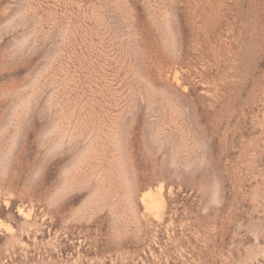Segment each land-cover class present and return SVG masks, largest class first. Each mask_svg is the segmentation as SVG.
<instances>
[{
    "label": "rangeland",
    "instance_id": "1",
    "mask_svg": "<svg viewBox=\"0 0 264 264\" xmlns=\"http://www.w3.org/2000/svg\"><path fill=\"white\" fill-rule=\"evenodd\" d=\"M0 264H264V0H0Z\"/></svg>",
    "mask_w": 264,
    "mask_h": 264
}]
</instances>
